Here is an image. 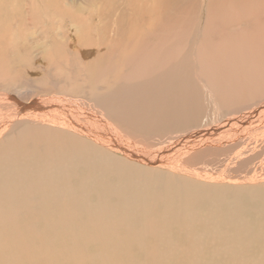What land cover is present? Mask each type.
Wrapping results in <instances>:
<instances>
[{"label": "bare ground", "instance_id": "6f19581e", "mask_svg": "<svg viewBox=\"0 0 264 264\" xmlns=\"http://www.w3.org/2000/svg\"><path fill=\"white\" fill-rule=\"evenodd\" d=\"M174 2L181 3L175 5ZM207 2L196 15L197 4L194 11L195 2L190 0H122L100 14L102 21L98 31L89 19L81 21L80 16L76 19L72 15L73 19L67 17L70 20L57 31L70 34L76 27L79 41L87 46L93 44L91 34L101 35L98 45H105L107 50L92 61L95 66L84 72L79 69L77 56V59L61 58L62 69H68L65 72H71L75 66L73 69L79 75L73 72L61 75L60 86H55L58 91L40 83V90L54 93L52 101L43 104L56 103L67 110H77L76 101L63 95H91L95 88L87 91L90 86L98 91L103 89L102 104L113 116L110 123L115 121L119 129L128 131L127 138H120L109 128L90 134L78 121L61 118V115L68 116L67 110L61 114L44 106L35 111L34 106L42 103L41 99L15 105L8 95L14 105L10 104L11 99L7 98L4 103L0 97L3 103H0V111H5L0 115V131L9 132L12 124L19 123H11L12 120L23 117L30 120L31 117L25 118V115L39 114L45 125L64 120L68 123L66 128L78 129L94 144L118 146V143L132 142L131 133H152L150 137L156 139L162 132L181 131L175 140H182L185 137L183 129L193 130L192 126L201 127L213 116H216L214 120L221 114L232 116L235 109H239L241 117L246 115L253 123L254 131L264 132V126L259 124V120L264 119V114L261 116L264 107V0ZM72 5L74 8V3H70ZM152 10L154 18L149 15ZM96 15L91 16V20ZM183 15L186 20L182 19ZM196 17H199L198 22L194 21ZM49 29L55 31L56 28L50 25ZM82 33L84 38L80 37ZM57 36L56 33L54 42ZM67 39L73 40L72 35H63L62 43ZM52 49L58 50L49 45L48 50ZM59 54L60 51L55 53L57 58L61 57ZM53 62L54 58L51 64ZM76 78L78 81L73 82ZM9 88L4 86V89ZM101 112L106 118L110 116L102 109ZM33 126L17 130L0 142V264H264V187L258 189L259 183L255 188L230 187L227 183L226 187H216L201 181L203 175L195 181L193 177L181 179L182 176L173 172H150L144 169L146 166L140 168L135 160L134 163L126 162L89 146L70 133L78 134L73 129L61 136L55 132L58 128L52 125L46 126L53 131ZM238 127L224 132L233 136ZM246 128L242 130H251ZM204 134H191L195 137H187L186 142L201 145L204 142L199 139L207 138ZM58 136L68 140L59 143ZM182 143H176L178 146L173 150L179 149L182 154L180 146L187 144L183 146ZM235 150L236 147L222 152L223 159H217L220 169L229 172L235 164L245 165L232 160ZM119 151L121 154L122 150ZM136 154L131 155L135 158L140 155ZM238 155L236 151L235 158ZM263 155H253L252 164H258L253 170L255 174L264 167ZM195 157L192 155L189 159ZM124 172L136 180L132 188H121L117 192L106 186V181H118L117 174L121 176ZM181 172H186L185 168ZM232 176L234 179L237 175ZM255 177L260 181L264 174ZM243 180L250 182L249 177ZM157 185L176 186L179 192L158 196L154 193ZM89 190L90 196L100 204L89 199ZM181 193L192 203H185L183 196L179 199Z\"/></svg>", "mask_w": 264, "mask_h": 264}, {"label": "rangeland", "instance_id": "374dc122", "mask_svg": "<svg viewBox=\"0 0 264 264\" xmlns=\"http://www.w3.org/2000/svg\"><path fill=\"white\" fill-rule=\"evenodd\" d=\"M179 1H181V0H179ZM190 1L195 2L194 11L196 10V4H197L196 15L197 14L199 15L200 10L203 7V5L208 3L207 2L208 0H190ZM50 2H51V4H50ZM120 2H122V0H0V67H1L0 68V97H2L4 99V101H5L4 103H7V100H8L7 98L12 97L14 99V102H16V103H14L15 105H17L18 103L27 105L31 102V100L33 101V99L36 98V100L41 99L42 103H38V104H36V106H34L35 111L41 110V109H43L42 107L47 106L49 111H50V109L53 108L55 110H53L52 112H58L59 111V112H61V114L63 112H65V110H67V108L60 106V105H57L56 103L43 104V103H48V102L52 101L51 97H54L53 96L54 93H52L51 91L45 93L44 90H40L41 87L39 86V84L45 83V85L52 86L54 91H58L57 89H55V86L57 84L59 85V78L61 75H67V74H70L71 72H73L75 75H79V72L77 70L73 69L75 66L72 68L71 72H65V71H68L67 68L62 69L63 63L61 60L63 59L64 56L68 57L70 59L76 58V56H77L79 58V61H80L79 69L82 72H84L86 69L95 66L96 63L92 62V61H94L99 55L105 53L107 49H106L105 45H98L99 44L98 41L101 39V35L100 36H94L91 34V36L94 38V39H92L93 44L91 46H87V45L82 44L81 41H79L78 36L75 34L76 27H74V30L70 31V34H69V31H64L61 33H58L57 31L60 28H62V24H64V22H67L70 19L72 20L74 17L77 19L78 16H80L79 18L81 19V21H83L84 18L86 20L89 19L92 27L94 29H97V31H98V27L102 21L100 14H104V11L109 10L110 8H112L114 6H117L118 4H120ZM70 3L71 4L74 3V8H73V5L70 6ZM150 3H152V1H150ZM179 3H181V2H174L175 5H177ZM48 5H51V6L49 7ZM77 8L80 10H76ZM126 11H129V10H126ZM175 11L176 10H172L173 13ZM192 11H193V6H192ZM95 13H97V15L94 16L93 20H91V16L95 15ZM71 15L73 16V18L71 17ZM149 15H151V17L154 18L153 10L149 11ZM31 17H32V19H31ZM67 17H69L70 19ZM182 19L186 20L184 15L182 16ZM44 20L48 21L47 24L44 23L45 22ZM194 21L198 22L199 17H196L194 19ZM49 22H52V24H50ZM48 23H49V26H47ZM75 23H76V25L77 24L79 25V23H77V22H75ZM50 25L55 26V28H56L55 31H51L49 29ZM56 33L58 34V36H57L58 40H57V42H54L55 40L53 39V37ZM63 35H65V36H71L72 35L73 40L67 39L62 43ZM80 37L84 38L85 34L84 33L80 34ZM42 39H44V40L42 41ZM55 43H57L58 46L54 45ZM96 44L98 46H96ZM49 45H52L54 48H58V50L54 51L52 49L51 51H49L48 50ZM72 46H74V49H72ZM33 49H36V50H33ZM31 51H33V52H31ZM58 51H60V54H59V55H61L60 58H57L55 55V53ZM61 52L63 54H61ZM51 58L52 59L54 58V62L52 64H51V62H52ZM50 70H52V71L50 72ZM13 74L17 75L16 79H14V80H13V76H14ZM12 80L15 82H12ZM77 81H78V79L76 78V79H74L73 82H77ZM14 83H15V85H14ZM5 85L10 86V88H12V89H10V88L4 89ZM42 88H44V87H42ZM45 88H47V87H45ZM73 88H74L76 93H80L79 89L77 87H73ZM94 88H95V92H92L91 95H89V94L83 95L81 93L75 94L76 96L63 95L66 99L70 96L69 98H72L76 101L77 110L74 108H71V109L67 110L68 116L60 114L61 118L64 120H69L68 118H70L73 121H75V120L78 121L82 127L86 128L88 130V132H90V134L91 133L96 134V133L100 132V129L102 130V129L109 128L111 130H115L116 133L120 136V138H123V139L127 138L126 136L129 135L128 131H125V130L123 131L122 129H119L117 127V124L115 123V121H114V123H110V120H111L110 117L112 116V114L109 112V109L107 108V106L105 107L102 104L104 96H105V94H103V91H102L103 89L98 91V90H96V87L90 86V87H87V91L94 89ZM12 98H9V100L11 99V101H12ZM11 101H10V104L14 105L13 101H12V103H11ZM254 101H256V100H254ZM0 103H2V102L0 101ZM262 104H264V102ZM250 105H252V104H250ZM101 109L104 111V113L105 112L109 113L110 116H107V118H106L104 116V114L101 112ZM70 110H72V112H71L72 114L70 113ZM237 110L235 109V111H236V112L234 111L235 115L232 114V116L227 115V114L222 116V114H221L218 116L219 119L217 117L216 120H214V118H213L216 116H213L210 118L211 120L207 121V123L203 124L201 127L200 126H192L191 129H193V130H190V128H188V130H187V128L183 129V134L185 133L184 136L186 137V138L185 137L183 138L184 140L183 139L182 140L181 139L175 140V136L179 135L181 131L176 132V133L162 132L163 134L160 135L161 137H158L156 139H153L152 137H150V135L152 133H146V134H132L131 133V135H130L131 139L130 140L132 142H127V144L118 143V146H117V144L116 145L112 144V145H110L111 146L110 147L108 144H94V143H92L91 140L87 139L86 137H83L78 132V129L71 128V129L77 131L78 134L76 132H71V131H70V133L72 135H75L79 139L83 140L89 146H91L97 150L104 151L106 153L107 152L111 153L110 155H113L114 157L115 156L120 157L123 159V161L128 162V160H129V161H132L131 163H134L135 161H137L140 168L141 167L144 168L146 166V168H144V169H147L150 172H154V173L156 172L157 173V171H160L162 173H170V174L174 173V174H177L178 176H182L181 179L185 178L183 176H186L188 179H189V177H193L194 180L195 179L200 180V178H202L204 176L201 179V181H203L204 183H206L208 181L206 184L213 185L216 187H226V185L228 184V185H230V187H234L233 185H242L243 188L253 187V186H254L253 188H255V187H257V184L259 183V186H258V189H259V188L264 187V179L257 181L255 179L256 178L255 176H258L261 173L264 174V172H263L264 167H263V169L260 167L261 170L259 169L260 170V171H258L259 174L256 172V174H258V175H256L254 173V171L258 168V164L253 165L252 164L253 162H251V161L255 157L253 155H256V157L258 155L260 157L261 154L262 155L264 154V149H263L264 148V132L262 130L254 131L255 127L252 126L253 123H251V121H249V119L246 117V115H243L241 117V115H242L241 111L239 112V109H237ZM4 112L5 111H0V115ZM237 112L241 113V114H236ZM261 112H262L261 113V116H262V114H264V107L261 110ZM25 116H26L25 118L31 117L30 120L29 119L28 120L23 119L24 117L22 119H17V120L15 119V121L12 120L11 123L16 122V121H18L19 123L15 124V125L12 124V126H10L12 128L9 132H6V131L1 132L0 131V142L2 141V139L8 138L11 133L16 132L17 130L19 131L20 129H22L24 127L25 128H29V127L34 128L33 125H36V126L38 125V128H43V129H51L49 126H46V125H52L53 127L58 128V131H55V132L60 133L61 136H64V134H68L67 132L69 130H71V129L66 128V126L68 127V123L66 124L64 120L61 121L58 119L57 122H54V123L53 122H47L45 125V124H43L44 122H42L43 117L39 114H32V115L27 114ZM39 116H41V117H39ZM32 117L35 118V120ZM102 117H104L106 120L104 119L105 121H103ZM262 117H264V116H262ZM1 118L2 117H0V119ZM37 118H40L41 122H37V121H39ZM237 118H238V121H237ZM231 119H232V121H231ZM262 120L264 122V119H262ZM262 120H259L260 122L258 121L259 124L261 125V127L264 126V123H261ZM210 121L212 122V124L210 123ZM214 121H216V122H214ZM87 122H91L92 124H88ZM225 122L226 123L230 122L229 124L227 123L229 126L227 124H225ZM231 122L232 123L237 122V124H235V123L232 124ZM87 124L90 125V127ZM243 124H245V127ZM249 124H251V125H249ZM206 126H208V128ZM237 126H239L238 129H236V130H238L236 132L238 135L235 133L236 135L235 134L233 135V136H237L235 138H233V136L228 134L227 132H224V131L235 130V128ZM241 126H243V127H241ZM204 127H205V130L203 129ZM224 127H227V128H224ZM245 128L251 129V130L243 131L242 129H245ZM63 129H65V130H63ZM194 130H196V131H194ZM200 130L202 132H200ZM218 130H220V131H218ZM205 131L207 132V134ZM220 132H222V133H220ZM244 132H245V134H244ZM189 133H191L192 135L205 133L204 136L207 138L204 140L199 139L200 141H203L204 143H202L201 145L195 144V146H194V144H190L191 141H189V144L186 142L189 139L187 137H190V136L195 137L196 136V135L192 136ZM225 134H226V136H224ZM61 136L57 137L59 143H64V141L68 140L67 138H61ZM209 136L210 137L213 136L214 138H212V137L210 138ZM217 136L218 137L220 136L222 140H220L219 139L220 137L218 138ZM216 138H218L220 141ZM256 138L258 140H256ZM181 141L184 142V143H182L183 146L185 143H187V144H185L184 147L180 146V148H182V154L181 153L179 154V149H177L175 151V150H173V148L178 146L179 145L178 143ZM213 141H215L214 142L215 145H214ZM217 141H219L220 143ZM257 141H259V142H257ZM244 143H246V144H244ZM150 144H153V146ZM216 144H217V147H216ZM198 145H200V146H198ZM223 145H225V146H223ZM114 146L119 147V149L115 148ZM219 147H221V148L219 149ZM235 147H236V150L231 155L232 160L233 161L238 160L239 163H245V165L235 164L236 166L234 165V168L232 166L229 169V172L228 171L226 172L225 170L220 169L218 167L219 164H218L217 159H220V158L223 159V157H221V156H223L224 153L229 152L228 150H230L231 148H235ZM129 149L131 151H129ZM226 149H228V150H226ZM119 150H122L121 154H120ZM126 150H128V151H126ZM222 150H224V151H222ZM125 151H126V153H125ZM137 151H138V153H140L141 156L139 155L140 157L136 156V158H135L134 156L137 153ZM161 151L162 152L164 151V152L162 153ZM236 151L240 153V156L238 155L240 160H239V158L237 159L238 156L235 158ZM129 152L134 156H132ZM196 152H198V153L194 154ZM222 152H224V153H222ZM124 153H125V155H124ZM138 153L136 155H138ZM176 155L178 157L179 156L180 157L178 158ZM192 155H194L196 157L193 159H189ZM212 155H213V157H211ZM165 157H169L168 158L169 160ZM251 157H253V158H251ZM161 158L163 161L161 160ZM171 158H173L174 160ZM202 158H204V159H202ZM241 159H242V161H241ZM141 160H143V161H141ZM154 160H156V161H154ZM157 161H158V163L161 162V164L155 163ZM183 161H185V162H183ZM137 162H136V164H137ZM139 162H142V163H139ZM208 162L210 165H208ZM162 164H163V166H162ZM182 164L184 166L185 165L186 166L184 167ZM246 164H248V166L245 170L244 166H246ZM262 164L264 165V163H262ZM139 166H137V167H139ZM148 167L151 169H149ZM176 168H178V169H176ZM184 168H185L186 172H181V170H183ZM231 169L232 170L235 169L234 173L232 172ZM204 171H205V173H204ZM215 171H218V172H215ZM238 172L241 174H239ZM194 173H196V176L194 175ZM215 173H216V175H215ZM217 173H219V174H217ZM191 174H192V176H191ZM229 174H231V175H229ZM197 175H198V178H197ZM234 175H237V176L234 177ZM240 175H241V177H240ZM207 176H209V177H207ZM231 176L234 177V179L231 178ZM117 177H118V181H112L111 180V181L105 182L106 186L109 185V186L113 187L117 192H119V190L121 188H132V186L136 182L135 179L129 178V175L127 172H124L121 176H119L117 174ZM248 177H249L250 182H248V180H243L244 178H248ZM236 178H237V181L239 180L238 182L233 181V180H236ZM210 180H211V182H210ZM255 182H257V183H255ZM155 183H157V182H155ZM169 190H171V191H169ZM243 190H245V189H243ZM170 192L175 193V192H179V191H178L176 186H169V188H166V187H163L161 185H157L154 187V193L158 196L159 195H166V194H169ZM182 196H183V200L185 203H187L188 201L190 203H192V200L189 197H186L185 195H183L182 193H181L179 199L182 198ZM88 197H89V199H93L96 203L100 204L99 200H96L90 196V190H89ZM66 249L69 250V248H66Z\"/></svg>", "mask_w": 264, "mask_h": 264}]
</instances>
